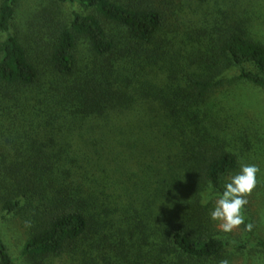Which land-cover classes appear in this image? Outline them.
<instances>
[{
    "label": "trees",
    "instance_id": "16d2710c",
    "mask_svg": "<svg viewBox=\"0 0 264 264\" xmlns=\"http://www.w3.org/2000/svg\"><path fill=\"white\" fill-rule=\"evenodd\" d=\"M0 3V206L28 223L21 257L71 264H219L210 212L240 166L207 105L264 88V43L235 0ZM27 18L23 23V18ZM31 17V18H30ZM0 264H17L0 232Z\"/></svg>",
    "mask_w": 264,
    "mask_h": 264
},
{
    "label": "rangeland",
    "instance_id": "374dc122",
    "mask_svg": "<svg viewBox=\"0 0 264 264\" xmlns=\"http://www.w3.org/2000/svg\"><path fill=\"white\" fill-rule=\"evenodd\" d=\"M40 0H25L22 12L40 7ZM228 2L238 12L247 9L251 36L264 43V0H235ZM1 3V0H0ZM24 19V17L22 16ZM31 18V17H30ZM27 18L23 20L26 22ZM207 105L215 111L214 130L227 148L235 151L241 164H255L260 168L258 184L248 197L247 209L256 227V233L264 238V88L235 79L232 85L216 92ZM240 166L235 172L238 173ZM244 225L230 233L240 237ZM0 232L8 243L17 264H71L67 256H50L39 261L21 257L28 239V227L18 215H6L0 206ZM230 264H264V254L257 251H240L229 248Z\"/></svg>",
    "mask_w": 264,
    "mask_h": 264
},
{
    "label": "clouds",
    "instance_id": "9594fccd",
    "mask_svg": "<svg viewBox=\"0 0 264 264\" xmlns=\"http://www.w3.org/2000/svg\"><path fill=\"white\" fill-rule=\"evenodd\" d=\"M260 168L255 164H241L238 173L231 175L224 185L222 194L215 200L210 217L218 222L217 227L224 233L233 231L244 225L245 231L251 232L254 228L252 223H245L244 210L249 203L248 197L258 184ZM30 224L26 223V227ZM219 264H230L228 259H222Z\"/></svg>",
    "mask_w": 264,
    "mask_h": 264
}]
</instances>
